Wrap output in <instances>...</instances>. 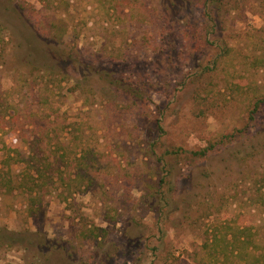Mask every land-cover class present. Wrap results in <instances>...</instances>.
I'll use <instances>...</instances> for the list:
<instances>
[{
    "label": "rangeland",
    "instance_id": "374dc122",
    "mask_svg": "<svg viewBox=\"0 0 264 264\" xmlns=\"http://www.w3.org/2000/svg\"><path fill=\"white\" fill-rule=\"evenodd\" d=\"M11 1L0 0L2 21L14 29L11 40L0 27V145L20 153L8 169L15 160L0 150V162L15 179L26 160L57 171L38 210L22 190L0 194V227L41 230L75 247L82 221L107 228L102 244L81 250L89 264H216L205 238L237 226H250L264 245V110L256 127L238 132L264 96V0H231L207 50L183 34L185 22L203 13L188 0ZM10 12L24 19L11 20ZM64 48L93 74L107 70L121 89L108 84L94 94L73 73L59 74ZM152 80L159 86L146 87L142 106L124 98ZM234 133L210 158L170 163L160 177L172 183L156 187L165 146L155 155L151 137L199 150ZM244 145L258 150L247 162L232 155ZM60 176L82 183L67 200ZM28 261L22 250L0 248V264Z\"/></svg>",
    "mask_w": 264,
    "mask_h": 264
},
{
    "label": "trees",
    "instance_id": "16d2710c",
    "mask_svg": "<svg viewBox=\"0 0 264 264\" xmlns=\"http://www.w3.org/2000/svg\"><path fill=\"white\" fill-rule=\"evenodd\" d=\"M188 1L196 4L197 7H201L203 9V13L194 21L187 20L185 22L182 28L183 34L187 35L190 41H194L198 45L205 46L207 50L209 48L208 45L211 43V41L207 39V36L213 35V33L217 32L220 29L219 25H223L226 19V12H228V7L231 3V0ZM6 3L7 5L13 4L11 0H6ZM7 17H9L11 20H16V18L18 20H20V18L24 19L23 16L18 17L13 12H10ZM2 19L3 18L0 16V27L2 29H6L11 40H14L13 27L9 24L6 25L2 21ZM57 37L59 36H55V39H58ZM60 39L62 40L61 37ZM73 54L74 53L71 51V48H64L61 54L62 56H60V58L63 57L66 60V66L63 67L62 70H59V68H54L55 71H57L59 74L62 73L66 77L73 73V77L79 78L80 82L85 83V87L88 88V90L90 89V91L92 90L94 94H96L102 87V90L109 89L106 88L109 85L114 86V88L116 87V89L118 90L121 89L120 87H118V83L120 82V80L110 78V73L107 72V70L102 71L100 69L103 73L99 74L100 76L93 74V72L86 69L87 66H83L82 64H80L81 62L77 61L78 57L77 59H75ZM221 55L222 54L217 57L215 56V62L213 63L214 67H217ZM44 65H46V67H44L43 65L42 67L50 69V74H52L53 72L51 71L53 70V68L50 67L49 64ZM31 67L33 70H38V68H40V70L43 69L41 66L39 67L35 65L33 62L31 64ZM207 68L210 69L209 67ZM98 86H100V89H98ZM147 86L151 90L153 86L158 87L159 82H154V80H152V83L150 82V84L146 85V82L142 81V85L140 87L131 86L133 87V90H131L130 88L128 91H123L125 95V97H123L127 100L132 101L137 106H142L147 99L149 100L150 97V90L146 88ZM81 87L84 88V86ZM252 107L253 108L249 112L246 125L238 130V132L241 134L256 127L260 115L263 114L264 96L258 95ZM134 113L136 116L139 113H142V111ZM161 121L157 123V130H161V132H164V124ZM224 137L229 140H225L224 138H222L218 141L211 142L209 146H206L205 148L199 150H186L182 146H175L171 148L170 146H166V143L160 140L162 139V135L158 134V136L151 137V139L148 140L149 148L155 155L156 146L158 144L165 146L164 151L160 154V156H158L157 159L156 168L159 171V173H157L159 177L155 182L156 187L163 188L164 184L168 183V185H170L172 183L171 179H167V181L165 180V177H160L161 172L163 170H166L167 166H170V163L179 164L182 168H184V166L181 165V162L184 161V159L189 161L190 163L191 161L210 158L224 145H226L228 141L231 142L232 138L237 137V134L234 133L231 135H224ZM256 149L257 146L255 145H244L242 149H234L232 151V155L236 157L235 159H239V161L247 162L250 159L254 158V155H257L258 150ZM0 150L5 151L8 159L15 160L10 164V166L9 164H7L8 169H10L11 165H15L17 163L16 161H18L13 153L19 155L18 153H20V151L17 148L9 146L7 142L2 143V146L0 145ZM168 156L171 158L170 162ZM20 161L22 162V158H20ZM26 161L27 165L25 166L29 169L25 168L24 173L19 176V179H15L14 177L10 176L9 171L5 170L4 166L1 165L3 163L0 162V194L13 190H22L26 192L27 195H29L30 203L33 206L32 210H38V207H41L43 193L49 191L48 188L51 187V184H55L56 174L54 172L57 171V169L50 167V162H45V167H47V169L49 168L48 170L46 168L42 169L41 167L32 168L33 166H31L32 164H30L31 160ZM82 165V161L79 162L78 174L82 172ZM171 168L177 169L176 166H172ZM60 177L65 183L64 185H66L60 195L64 196L65 200H67L68 196H71L75 193L72 188L79 189L82 183H74L76 182V180L73 179H69L70 181L68 182L65 178L63 179L62 176ZM167 188L169 192L172 193L174 186H170ZM36 204L37 206L35 207ZM114 221L117 222L116 220ZM233 229L234 230L232 232H224L219 230L212 234L211 238H205L202 248L204 249V251H206L208 261H212L216 264L220 262L229 264H264V245L260 246L261 242H259L260 240L257 235L251 232L250 226H237ZM107 232V228L97 226L96 224L89 223L88 221H82L79 224V234L76 236L75 247L74 244H71L72 241L65 240L64 242H62L58 239L51 238L47 232H43L41 230L31 231L29 229H25L23 231H18L8 230L4 227H0V248L22 250L29 257V261L27 262V264H77V261H79L78 264H89V261L85 259V255L81 254V250L85 247V244H90V246L95 247L98 244H102L103 240L107 236ZM258 249H262V252L257 253ZM222 256L223 259H221ZM90 258H94V254H91ZM106 261H110L109 258Z\"/></svg>",
    "mask_w": 264,
    "mask_h": 264
}]
</instances>
